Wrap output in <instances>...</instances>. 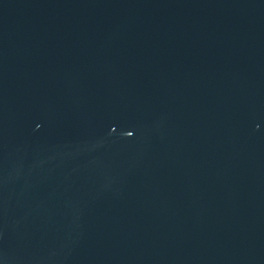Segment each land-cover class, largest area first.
Returning <instances> with one entry per match:
<instances>
[{"label": "water", "instance_id": "95a60500", "mask_svg": "<svg viewBox=\"0 0 264 264\" xmlns=\"http://www.w3.org/2000/svg\"><path fill=\"white\" fill-rule=\"evenodd\" d=\"M0 264H264V0H0Z\"/></svg>", "mask_w": 264, "mask_h": 264}]
</instances>
